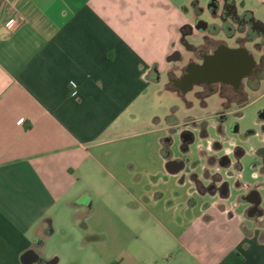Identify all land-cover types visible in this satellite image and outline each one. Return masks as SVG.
<instances>
[{
  "label": "crops",
  "instance_id": "1",
  "mask_svg": "<svg viewBox=\"0 0 264 264\" xmlns=\"http://www.w3.org/2000/svg\"><path fill=\"white\" fill-rule=\"evenodd\" d=\"M189 4L0 0V264H264V139L229 167L194 146L216 124L134 119L179 99Z\"/></svg>",
  "mask_w": 264,
  "mask_h": 264
},
{
  "label": "flooded vegetation",
  "instance_id": "2",
  "mask_svg": "<svg viewBox=\"0 0 264 264\" xmlns=\"http://www.w3.org/2000/svg\"><path fill=\"white\" fill-rule=\"evenodd\" d=\"M204 11L197 10L181 30L183 51L172 56L180 77L169 78L167 84L176 85L180 99L192 98L188 108L205 113L194 123L221 127L233 110L248 108L264 80V24L252 11L241 12L234 0H210L209 20L199 18Z\"/></svg>",
  "mask_w": 264,
  "mask_h": 264
},
{
  "label": "rangeland",
  "instance_id": "3",
  "mask_svg": "<svg viewBox=\"0 0 264 264\" xmlns=\"http://www.w3.org/2000/svg\"><path fill=\"white\" fill-rule=\"evenodd\" d=\"M210 1V0H209ZM222 2L223 0H217ZM237 4L238 9L242 12V10H250L253 11L255 17L257 19H261L264 24V10L260 7L257 0H234ZM179 3H187L189 2V9L191 7L194 9V13L197 10H205L203 13L201 12L199 18L204 20H209V13L207 11L208 0H177ZM256 13L254 12V10ZM195 18V14L193 19ZM164 88H161L162 94H156L153 96H148L144 104H141L140 108H138V112L135 114L134 119L137 124H145L151 121L153 115L157 114L161 117L162 123H165L167 118L172 117L175 123L182 125L183 123H189L192 129L199 124V122L194 123V120L200 119L205 113L199 111V109L187 110L188 103L183 99L174 98L171 93L164 91ZM192 101V98H189ZM189 101V102H190ZM251 104L248 108L242 112H233L229 113L227 116L226 123L221 126V130L219 132L218 126L211 129L209 131V137L215 140L217 143L221 144L223 147L228 146L227 144H222L220 141L231 139L233 142L236 141L243 148H249L252 144L256 143V141L262 135L264 131L262 127V121H264V80H262L259 89L251 96ZM171 108H176L175 112H171ZM213 107L210 109V114L213 112ZM166 115V117L164 116ZM182 127V126H181ZM142 127L141 129H143ZM139 128H136L137 131ZM131 132V131H130ZM198 139V138H197ZM207 140L202 141L200 139L196 140L194 143L196 152H200V144L205 146ZM251 160V159H250ZM227 170H230L228 168ZM250 182H255L249 176ZM235 198V197H234ZM234 200V199H232ZM179 254V252H177ZM153 255L152 253H150ZM176 254L173 255V257ZM150 258V256L148 257ZM190 264H197L190 263Z\"/></svg>",
  "mask_w": 264,
  "mask_h": 264
},
{
  "label": "clouds",
  "instance_id": "4",
  "mask_svg": "<svg viewBox=\"0 0 264 264\" xmlns=\"http://www.w3.org/2000/svg\"><path fill=\"white\" fill-rule=\"evenodd\" d=\"M208 3H209V0H208ZM13 23H14V21H13ZM69 85L73 89H76V87H77L76 84H75V81H69ZM70 94H71L72 97L78 99V92L77 91L74 90ZM18 123L19 124H22L23 123V120L21 119L20 121H18ZM214 142H215V140H213L211 137H208L207 138V148L204 149L205 151H207L211 155H214L215 152H216V151L213 150V147H212V145H213ZM220 142L222 144H227L228 145L226 147H223V149H222L224 155L231 156L233 154V150L235 149V147L237 145L231 139H229V140H223V139H221ZM206 168L213 175H215L217 173H220V171H221V167L218 164L216 166H213V167L206 166ZM213 169H214V171H213ZM259 175H260L259 171H254L252 173V178L253 179H258ZM200 179L203 180L204 178L201 176ZM210 183H212V181L210 179H208V184H210ZM217 187H219V184H217Z\"/></svg>",
  "mask_w": 264,
  "mask_h": 264
},
{
  "label": "water",
  "instance_id": "5",
  "mask_svg": "<svg viewBox=\"0 0 264 264\" xmlns=\"http://www.w3.org/2000/svg\"><path fill=\"white\" fill-rule=\"evenodd\" d=\"M217 127V126H216ZM219 128H218V130H219V132H220V126H218ZM215 128V127H214ZM209 137V135L207 136V138ZM207 138H206V140H207ZM219 146H220V148H221V150L223 149V146L221 145V144H219ZM224 159L225 160H227V163H228V165H229V167H232V165L234 164V163H236V161H237V159H236V155H235V153L233 152V154L231 155V156H227V155H225L224 156ZM250 170L251 171H253L254 170V167H251L250 168ZM250 177H251V179H253L252 178V174H250ZM259 178V177H258ZM254 181H257V179H253ZM255 184L256 185H262L260 182H255ZM227 186H228V184H227ZM227 191H229V189L227 190ZM262 205H264V195H259V201H258V206H262ZM261 214L262 215H264V207L262 208V210H261ZM40 262H42V259L38 256V254H36L34 251H29V252H27L25 255H24V257H23V263L24 264H34V263H40Z\"/></svg>",
  "mask_w": 264,
  "mask_h": 264
},
{
  "label": "built area",
  "instance_id": "6",
  "mask_svg": "<svg viewBox=\"0 0 264 264\" xmlns=\"http://www.w3.org/2000/svg\"><path fill=\"white\" fill-rule=\"evenodd\" d=\"M12 23H13V21H10V22H8V23L6 24V26L9 27Z\"/></svg>",
  "mask_w": 264,
  "mask_h": 264
}]
</instances>
